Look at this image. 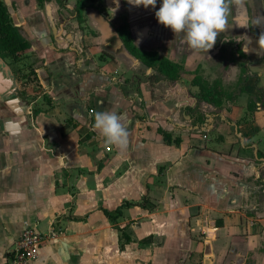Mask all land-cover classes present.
I'll return each mask as SVG.
<instances>
[{"label":"crops","instance_id":"0c3cea01","mask_svg":"<svg viewBox=\"0 0 264 264\" xmlns=\"http://www.w3.org/2000/svg\"><path fill=\"white\" fill-rule=\"evenodd\" d=\"M6 1L51 101L38 114L22 99L0 101V264L26 227L43 237L34 264H264V0L230 5L224 39L208 52L129 0H101L106 12L90 6L82 23L77 0L65 8ZM109 13H124L135 44L182 65L184 79L152 80L159 73L127 52ZM197 71L223 83L230 97L222 111L197 101ZM107 111L130 133L123 152L103 148L94 130V113ZM243 119L249 123L240 126ZM159 126L180 145H167ZM136 168H154L139 191ZM145 197L147 205L124 209L116 226L102 210ZM118 228L132 238L123 250Z\"/></svg>","mask_w":264,"mask_h":264},{"label":"trees","instance_id":"16d2710c","mask_svg":"<svg viewBox=\"0 0 264 264\" xmlns=\"http://www.w3.org/2000/svg\"><path fill=\"white\" fill-rule=\"evenodd\" d=\"M50 0H37L41 7H44L46 2ZM62 8L67 7V0H57ZM96 8L101 14L106 12L105 7L101 4V0H77L74 14L77 20L82 23L84 22V13L88 7ZM116 31L119 38L122 40L127 52L135 59H138L148 68H155L160 76L152 75V80L167 81L169 83H176L180 81L184 75L188 72L182 65L176 63L166 57H163L158 51H146L141 49L135 44L132 33L130 31V25L125 17L120 18L116 21ZM31 48L30 41L25 37L23 28L18 26L15 18L9 11V4L6 0H0V58L7 59L12 58L14 61H19L22 55H26V51ZM31 72L26 74L24 77H30L31 75L36 77V67L34 63L29 65ZM194 79L192 84L198 87V92L195 97L198 102H207L213 105L217 112H220L224 108L226 99L230 97L228 92L225 90L223 83L220 80L210 82L206 80L199 71L193 73ZM248 77L242 79V85L240 87L241 92L243 90V84ZM262 98L264 99V92L262 91ZM26 103V101H24ZM192 112H196L197 109H189ZM248 110L254 112L257 110L253 97L250 98ZM40 109L35 110L34 114L40 113ZM199 120V118H197ZM249 123L248 119H243L239 122V125ZM156 133L160 134L163 141L167 145H180L182 139L177 136L175 137L172 132L159 126L156 129ZM249 146V143H247ZM246 148V147H245ZM149 202L148 197H145L142 202H130L125 201L114 211L103 208V212L114 226L117 225L120 217L123 216L124 209H128L132 206H146ZM121 232L120 248L125 249L126 245L132 242V238L129 233L124 229L118 228Z\"/></svg>","mask_w":264,"mask_h":264},{"label":"clouds","instance_id":"9594fccd","mask_svg":"<svg viewBox=\"0 0 264 264\" xmlns=\"http://www.w3.org/2000/svg\"><path fill=\"white\" fill-rule=\"evenodd\" d=\"M136 5L155 7L156 0H129ZM242 6L243 0H162L155 15L160 24L175 34L185 33L184 42L193 50L208 52L217 42L218 34L227 26L230 5ZM260 23V21H256ZM264 48V33L259 37ZM94 130L105 143L123 152L129 144V131L116 111L94 113Z\"/></svg>","mask_w":264,"mask_h":264},{"label":"rangeland","instance_id":"374dc122","mask_svg":"<svg viewBox=\"0 0 264 264\" xmlns=\"http://www.w3.org/2000/svg\"><path fill=\"white\" fill-rule=\"evenodd\" d=\"M161 5H162V0H156L155 7H152V6L145 7V6H142V4H141V5H138V6H140V7H138V10H140L142 8V11L145 12L144 14L147 15L150 20L155 21V20H157L155 13H156V11L159 10ZM149 9L151 10V12L148 11ZM139 13H141V12L136 13V16H139ZM108 16H109V19L114 18V20H112V21H119L120 18H122V17H125L128 20L127 16L124 15V13H120L119 17H116V15L112 16L110 13L108 14ZM217 39H218V43H219L221 39H224V36L218 34ZM2 60L8 66L11 74L15 77L17 86H18L21 94L24 96V98H22V100L26 101V104L29 105L32 108V110L41 109V106L46 105L47 102L51 101L49 99V96L47 95V93H43L42 87H40V84H39V82L35 76L31 75L30 77H24L26 74H29L31 72L29 65L31 63H33V60L30 59L29 56L24 54V55H22V57L19 61H14L12 58H7L5 60L2 59ZM244 66H245V64L241 68L242 73L246 72V67H244ZM185 77H189V76H185ZM240 80H242V78ZM182 83L183 84L186 83V85H189L188 81L187 82L184 81ZM181 86H183V85H181ZM164 98H165L164 95L160 94V101H162ZM196 114L199 115L200 117H202V115H200L201 111L199 109H197L195 115ZM200 117H198V118H200ZM200 134H202V133H200ZM108 146H111V145H108L106 143L102 144L103 148H107ZM151 157L148 158L149 162H151L153 160V159H151ZM261 168H264V167H261ZM153 169L154 168H136L135 169L134 175H133V181H134L133 189H134V191L140 190L138 183L141 179V176L144 173L152 171ZM260 176H261V178L259 179V181H260L259 184L262 186V188L259 190L261 192V194H259V197H264V193H262L264 190V180H263L264 179V172H262L260 174ZM155 180H158V178L156 177ZM134 197H136V196H134Z\"/></svg>","mask_w":264,"mask_h":264},{"label":"built area","instance_id":"2783aa9c","mask_svg":"<svg viewBox=\"0 0 264 264\" xmlns=\"http://www.w3.org/2000/svg\"><path fill=\"white\" fill-rule=\"evenodd\" d=\"M43 242L41 233L35 227H26L17 243V250L5 264H34Z\"/></svg>","mask_w":264,"mask_h":264},{"label":"water","instance_id":"95a60500","mask_svg":"<svg viewBox=\"0 0 264 264\" xmlns=\"http://www.w3.org/2000/svg\"><path fill=\"white\" fill-rule=\"evenodd\" d=\"M15 77L11 74L8 66L0 58V101L10 102L13 100L22 99Z\"/></svg>","mask_w":264,"mask_h":264}]
</instances>
